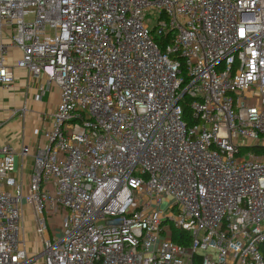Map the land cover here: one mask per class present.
Segmentation results:
<instances>
[{"label": "built area", "instance_id": "2783aa9c", "mask_svg": "<svg viewBox=\"0 0 264 264\" xmlns=\"http://www.w3.org/2000/svg\"><path fill=\"white\" fill-rule=\"evenodd\" d=\"M14 49L60 101L0 141V264H264V0H0Z\"/></svg>", "mask_w": 264, "mask_h": 264}, {"label": "crops", "instance_id": "0c3cea01", "mask_svg": "<svg viewBox=\"0 0 264 264\" xmlns=\"http://www.w3.org/2000/svg\"><path fill=\"white\" fill-rule=\"evenodd\" d=\"M20 57L21 51L19 49L12 50L11 55L8 58V64L13 67L15 76L14 81L9 87H5L0 84V141L14 143V146L17 148V150H20L23 144L28 145L31 149V152L34 153L37 146L40 144V142H42V139L40 137L35 141V143H33V145L27 144L28 136L26 135L27 132L25 130L28 129L26 126V119L29 113V109L27 108L29 99L31 98L33 92L39 93L38 100L42 102L40 103V113H43L44 115L43 126H48L49 123L46 122V117L49 116L58 106L60 101V91L57 86L51 85L49 90L42 93L40 86L42 83H44V81L33 79L27 69L18 68L16 66V63ZM12 92H24V96L20 98L18 102H9L7 98ZM11 103L13 106L10 107ZM34 103L33 106H35ZM23 109H26L24 118L20 115ZM15 111H19V113L14 114ZM30 121L33 122V119ZM16 128L22 129L21 139L15 134L14 135L16 137H12L11 135V133L15 132ZM31 159L32 157L30 156L26 160V168H29L28 171L31 169Z\"/></svg>", "mask_w": 264, "mask_h": 264}, {"label": "rangeland", "instance_id": "374dc122", "mask_svg": "<svg viewBox=\"0 0 264 264\" xmlns=\"http://www.w3.org/2000/svg\"><path fill=\"white\" fill-rule=\"evenodd\" d=\"M155 21L150 22V28H153L155 26ZM18 97H17V96ZM24 96V92H18V93H10L9 97L7 98L9 102H18L20 98ZM39 93L33 92L31 98L29 99L27 108L29 109V113L26 119V126L27 130H25L28 136V143L29 145H33L37 139H39L42 136L43 131L47 126H43V113H40V103H42L40 100H38ZM35 101V103H34ZM43 101V100H42ZM45 101V100H44ZM33 103L35 106H33ZM13 106V104H10V107ZM33 119V122L30 121ZM39 122V123H38ZM12 127V125H11ZM19 137L21 139L22 136V129L16 128L15 132L11 133L12 137L15 136ZM15 136V137H16ZM12 143V142H11ZM14 145V143H12ZM29 170V168H26ZM25 220H26V247L31 255L33 257L36 254H39L41 252V237L40 233L38 232V223L36 222V218L34 214L27 210L25 213ZM55 224L58 225V222H55ZM33 264H42L41 259L35 261Z\"/></svg>", "mask_w": 264, "mask_h": 264}, {"label": "trees", "instance_id": "16d2710c", "mask_svg": "<svg viewBox=\"0 0 264 264\" xmlns=\"http://www.w3.org/2000/svg\"><path fill=\"white\" fill-rule=\"evenodd\" d=\"M184 119H186L189 122V124L193 123V120L191 119L190 108L188 106H185L184 108ZM172 240L180 245L188 246L191 243L192 237L191 234L187 231L177 228H172ZM262 251L264 253V246L262 247ZM197 260L198 263L201 264L200 258H198Z\"/></svg>", "mask_w": 264, "mask_h": 264}]
</instances>
